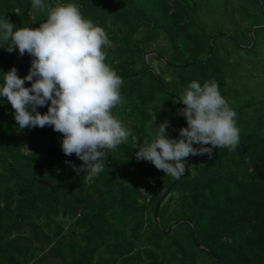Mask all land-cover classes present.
Returning a JSON list of instances; mask_svg holds the SVG:
<instances>
[{
  "label": "trees",
  "instance_id": "16d2710c",
  "mask_svg": "<svg viewBox=\"0 0 264 264\" xmlns=\"http://www.w3.org/2000/svg\"><path fill=\"white\" fill-rule=\"evenodd\" d=\"M43 2L74 3L105 29L106 63L123 80L112 111L141 144L165 121L179 139L180 98L211 80L237 114L239 144L189 155L174 179L138 160L130 136L91 176L64 154L62 133L21 129L0 96V264H264V0ZM47 12L0 0L15 28L39 27ZM10 45L0 41V84L13 67L21 78L31 68Z\"/></svg>",
  "mask_w": 264,
  "mask_h": 264
},
{
  "label": "clouds",
  "instance_id": "9594fccd",
  "mask_svg": "<svg viewBox=\"0 0 264 264\" xmlns=\"http://www.w3.org/2000/svg\"><path fill=\"white\" fill-rule=\"evenodd\" d=\"M32 7L48 8L47 19L39 27L15 28L7 17L0 19V41L11 40L7 51L18 48L21 56L28 53L33 57L26 77L21 78L15 67L4 74L0 96L10 102L21 129L47 125L62 133L64 154H75L83 161L78 172L100 173L107 151L128 142L130 136L133 146L139 148L138 160L151 162L174 179L185 175L189 155L211 156L215 148L236 149L240 134L237 114L215 80L203 85L192 81L180 98L186 106L180 114L187 127L179 130V139L169 138V122L165 121L157 126L151 142L141 144L112 111L123 102V80L106 63L105 48L112 43L105 29L86 19L74 3L51 6L32 0ZM26 81L31 87L25 86ZM49 101L47 113L41 114L38 106ZM209 144L211 147H205Z\"/></svg>",
  "mask_w": 264,
  "mask_h": 264
},
{
  "label": "water",
  "instance_id": "95a60500",
  "mask_svg": "<svg viewBox=\"0 0 264 264\" xmlns=\"http://www.w3.org/2000/svg\"><path fill=\"white\" fill-rule=\"evenodd\" d=\"M260 1V3H261V0H259ZM256 27H258V26H255L253 29H252V31H251V34H252V36H253V31H254V29L256 28ZM187 127V126H186ZM159 204H160V202L158 203V205H157V207H156V210H155V214H156V217L158 216V207H159ZM172 228V227H171ZM170 228V229H171Z\"/></svg>",
  "mask_w": 264,
  "mask_h": 264
},
{
  "label": "rangeland",
  "instance_id": "374dc122",
  "mask_svg": "<svg viewBox=\"0 0 264 264\" xmlns=\"http://www.w3.org/2000/svg\"><path fill=\"white\" fill-rule=\"evenodd\" d=\"M261 4V3H260ZM188 162L191 164V162L188 160Z\"/></svg>",
  "mask_w": 264,
  "mask_h": 264
}]
</instances>
